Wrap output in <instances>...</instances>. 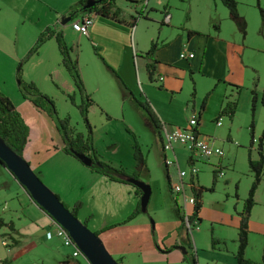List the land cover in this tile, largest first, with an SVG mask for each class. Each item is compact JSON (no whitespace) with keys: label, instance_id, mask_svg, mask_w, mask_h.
Segmentation results:
<instances>
[{"label":"crops","instance_id":"crops-1","mask_svg":"<svg viewBox=\"0 0 264 264\" xmlns=\"http://www.w3.org/2000/svg\"><path fill=\"white\" fill-rule=\"evenodd\" d=\"M78 1L0 0V91L13 102L29 128L28 141L22 151V157L69 209L78 204L75 208L77 218L84 222L91 231L98 233L107 251L120 264H192L194 260L198 261L199 257L203 260V264L211 261L216 264H233V262L226 261L223 249H219L218 246L211 247L210 241L202 247V242L207 236L204 229L196 230L198 246L195 248V254L194 249L192 252L189 251L191 244L181 222V213L176 203V197L170 188L172 180L170 178L176 180L174 166L166 167L162 162L167 190L164 193V201L160 202L159 207L156 209L153 204L151 208H148L150 212H147L146 209V211H140L135 217L128 219V216L139 204L141 193H137L136 187L125 180L110 179L65 153L62 150V134L57 129L56 121L45 111L36 108L28 98L22 95L19 89V80H23L24 82H33L43 92L46 90V82L49 79L64 92L73 93L77 90L73 79L62 64L54 35L47 37L36 51H32L38 36L46 30L62 34L64 40L72 48L71 55L77 65L78 60L82 61V51L77 53L75 47L77 48L79 45L83 49L86 41L92 44L98 49V53L105 62L116 71L124 84L130 87L134 83L131 68L135 67L138 86L142 91H144L142 81L145 83L147 80L152 81L146 69V64L150 59L144 56L151 41H155L156 44L153 54V59L156 60L153 74H157V80L159 77H163L160 81L161 88L175 92L177 85L174 80L180 83V76L187 72L188 74L199 73L217 80L223 75L232 74L230 72L234 66V62L229 60V54L224 48L229 42L223 40L218 34V17L211 18V27L203 30L193 28L186 22L184 25L176 27L171 23L172 11H168L164 7L161 12L164 15L163 20L159 18V14L144 11L146 20L151 18L166 25L159 27V33L154 39L150 37L149 33L148 35L140 33V27L143 26L140 23L145 20L140 19L133 27H129L92 13V23L88 28V35L83 36L72 29L71 23L91 12L74 10V5ZM142 4L146 10V8L150 9V6H156L153 7L156 9L161 8L164 2L158 0L153 4L151 0H142ZM115 5L120 7L126 16L134 13L135 5L125 4L122 0H116ZM214 6H217L216 3ZM66 18L69 20L64 22ZM233 20L241 21L239 29L242 30L245 23L243 18L238 17ZM167 28L176 30L173 37L165 32ZM188 30L196 33L189 35ZM142 36L150 38L147 45L140 46L139 40ZM198 36L201 37V41L197 39ZM180 52L193 53V57L180 59ZM139 68L141 71H138ZM106 71L113 74L107 67L102 68L96 60H92L88 67L81 68L80 74L85 89L90 90L94 99V104L89 106L90 109L96 112L95 106H97L101 113L118 117L119 115H112L117 113V109L115 113H111V109L108 107L112 104L108 102H118L116 106L121 105V100L118 99L116 92L110 88V92L107 93L109 98H107L103 90L100 91L104 84L106 86L111 84ZM132 91L135 92L133 89ZM150 105L155 111L156 114H154L159 123H170L166 112L162 111L161 107L153 102ZM121 110H123V106ZM121 116L125 118L124 113H121ZM200 118L201 112L198 113V125ZM217 118L214 119V122ZM71 125L76 131L84 135L88 134L85 124L83 126H79V123ZM196 130L202 134L198 126ZM154 132L160 143V148L156 144L155 152L163 159L165 153L162 151V139L160 134H157L155 130ZM89 135L101 161L122 169L128 176L135 174L138 179L148 184L151 182L149 166L146 157H144L145 151L137 139L133 137L130 157L132 164L122 166L120 163L117 165L110 157L112 154H118L120 143L109 138L111 136L107 129L105 132H98L97 129L92 128ZM100 141L103 143H98ZM135 143L145 161V167H136L133 158ZM176 145L178 144L174 145L173 151L170 153L178 161L177 155L179 154L181 157V153L175 148ZM149 151L147 149V152ZM220 159H218V163H220ZM178 163L180 168L184 167V163L189 165L188 158L185 162L182 160ZM1 171H6L10 178H0V236H6L9 240L7 243L1 242L0 263L11 261V257L15 256L18 251H26L31 258L33 257L36 264H59L61 262L63 264H78L79 259L70 257L71 249L64 246L61 240L55 236L52 219L32 201L10 172L0 164V173H2ZM171 171L174 172V176L173 174L168 175ZM197 185L202 186L199 182L196 183ZM150 188L153 193V183ZM9 192H12L13 195ZM14 197L18 199L17 207L20 208V211H27L22 217L17 214L16 209H12ZM199 199L201 203L198 212L199 222L204 219L209 225L210 233H213L214 225L218 223V203H211L212 208L208 210L206 201L201 199V195ZM9 212H13V214L9 215ZM14 214L17 215L13 216ZM229 218L232 219L230 215ZM178 220L179 222H177ZM231 221H233V228L236 230V238L233 240L236 245L234 252L232 251L234 255L237 249L238 217ZM166 224L172 227L166 229ZM172 229L175 234L171 236ZM3 247H6L5 250ZM197 250H200V253ZM221 258L224 260L223 262H220Z\"/></svg>","mask_w":264,"mask_h":264},{"label":"rangeland","instance_id":"rangeland-1","mask_svg":"<svg viewBox=\"0 0 264 264\" xmlns=\"http://www.w3.org/2000/svg\"><path fill=\"white\" fill-rule=\"evenodd\" d=\"M122 1L131 6L135 5V14L133 13V16H139L138 20H145L143 23L141 21L140 25L142 24L143 26L140 27L141 32L140 29L139 32L144 33V35L145 33L147 35L149 33L150 37L154 39L159 33V27L166 25L164 23L161 24V21L156 22L151 18L146 20L144 18V11L146 13L159 14V18L163 20L164 15L161 12H163L164 7V9L172 11L173 16L171 23L176 27L184 25L186 22L193 28L206 30L211 27L210 19L218 17V34L221 35L223 40L229 42L224 48L229 54V60L234 62L233 70L230 72L232 74L223 75L222 78L216 80L199 73L191 72L188 74L187 72L180 76V83L174 80L177 85L175 92H170L161 88V82L157 80V74H153L152 77L154 78H152L151 82L148 80L147 83L142 81L144 83V91L140 90L135 67L131 68L134 83L131 84V87L125 84L127 89H124L120 85L114 74L106 71L111 84L109 86L104 84L100 91L103 90L106 94L105 96L109 98L107 93L110 92V88H113L118 99L121 100V105L116 106L118 102H108L112 103L108 107L111 109V113H115L117 109V113L112 115L119 116H108L106 113H101L100 108L95 106L96 112H93L90 107L87 108L86 120L90 126V131H92V128L97 129L98 132H105L107 129L111 136L109 138L120 143L118 154L110 155L117 165H119V163L122 166H129L132 164V159H130V157L133 137L137 139L139 144L143 145L145 151L144 157L147 159V164L149 166L148 171H150L151 182L149 185L151 187V183H153L154 186L153 193L151 190L147 210L151 208L153 204L157 209L160 202L164 201V193L167 190L165 170L162 163L163 159L155 152L156 144L160 148V143L145 110L134 100L129 94V91L138 101L147 102L154 113L155 111L150 103L153 102L161 107L162 111L166 112L170 123L160 122V124L165 123L173 128L185 127L189 115L193 111L199 113L200 105L204 100L205 106L201 111L200 122L199 125H197L198 129H200L201 133L205 135L210 142L222 149L223 156L218 158L212 156L208 159L201 158L194 163V166L198 168V173L193 177V181L195 183L199 182L207 189L201 193V199L206 201L208 210L212 208L211 203H218V223L214 225L213 233H210L209 225L204 219L199 222V229H204L207 234L205 240L202 242V247L207 245L208 241H210L212 247V238L217 239L218 242H216L213 247L218 246L219 249H223V255L225 259L227 258L226 261L233 262L232 251L234 252L236 245L233 240L236 238V230L233 228L234 223L231 220H235L236 217L239 219L238 212L242 209L243 201L247 196V191L253 180L252 172L248 167L247 156L249 152L252 159L257 160L259 158V136L264 128V111L262 108L263 105L260 103L264 88V24H262L257 6V4H259L264 7V0H235L237 2V13L245 22L242 30L239 29L241 21L236 22L230 17L228 9L223 5L221 0H163L164 4L161 8L156 9L153 8L156 6H150L151 10L149 8L145 10L142 0H136L137 2L135 3L126 0ZM151 1L155 4L158 0ZM215 3L217 6H214ZM138 20L136 23H138ZM175 31L176 30L173 28L165 29V32L172 37ZM142 37L144 38L142 39ZM142 37L139 40L140 46L147 45L150 38L147 36ZM197 39L201 41L200 36H198ZM76 49L77 53H79L80 50L82 51V61L78 60L79 71H81V68L85 69L88 67L92 60H96L102 68L106 67L101 57L98 55V49L96 48L95 50L92 44L86 41L83 45V49L80 48L79 45H77V48L75 47V50ZM138 71H141L140 68ZM47 81L45 91L42 92L38 86L36 87L41 93L51 98L57 117H68L70 125L79 123V126H83L85 124L84 120L79 114L76 106L81 102V96L78 90L73 93H67L49 79ZM83 86H85L84 82ZM132 89L135 92H133ZM84 90L94 104V99L90 90H86L85 87ZM252 92H254L256 96L253 112L251 111ZM72 97L74 102L71 99ZM230 102H235V108L231 116L223 112V109H225ZM122 106L123 110H121ZM121 113H124L125 118L121 116ZM218 116L221 118L220 125H216L214 122V119ZM252 120L254 124L253 144L250 148V122ZM98 143H103V141ZM175 148L181 153V157L179 154L177 155L179 158L178 161L181 162L183 160V162H185L189 155V151L181 145H176ZM147 149L150 151L147 152ZM260 152L264 158V139L261 143ZM97 154L99 153L97 152ZM165 155L170 160L173 159L170 152H165ZM219 158H221L220 163H218ZM181 169L188 173L189 165L184 163V167H181ZM172 171L174 170L172 169ZM172 171L168 173V175L173 174L174 176V172ZM1 172L0 178H10L6 171ZM35 173L38 175L37 172ZM38 177L41 179L39 175ZM170 179H172L171 184L175 182V179ZM188 180L189 175L187 174L184 181ZM43 183L48 186L44 181ZM9 193L13 195L12 192ZM59 199L61 200L60 197ZM254 201L255 204L250 210L248 220L247 246L244 256L258 264H262L261 256L264 247V170L262 179L254 194ZM177 202H179V200ZM17 206L18 199L14 197L12 209H16L15 211L21 217L24 216V213H27V211H20V208ZM147 212H150V210ZM11 214H13V212H9V215ZM229 215L232 219L229 218ZM177 222H179V220ZM169 227L172 226L166 224V229ZM171 232V236L175 234L174 229H172ZM196 232L197 231L192 234L190 252H192L193 248H197L198 246ZM1 239H4L6 243L9 241L6 236H0V245L2 242ZM3 248L5 250L6 247ZM197 251L200 253V250ZM9 261H2L0 264H36L33 257L31 258L26 251H18L15 256L11 257V261ZM223 261L224 260L221 258L220 262ZM79 262L80 264H86L80 257ZM198 262L200 264L204 263L200 257Z\"/></svg>","mask_w":264,"mask_h":264},{"label":"trees","instance_id":"trees-1","mask_svg":"<svg viewBox=\"0 0 264 264\" xmlns=\"http://www.w3.org/2000/svg\"><path fill=\"white\" fill-rule=\"evenodd\" d=\"M87 0H79L74 5V10H80L84 12H91L95 15H100L102 17L111 19L117 23L124 24L129 27H133L137 20L139 19V16H133V15H124L122 13V10L120 7L115 5L116 0H102L99 3H96L91 8L82 9V6L86 3ZM132 3L137 2L136 0H126ZM223 5L228 9L229 15L233 19H237L239 17L237 13V2L235 0H221ZM258 6L259 15L262 21V24H264V7ZM187 33L189 35L196 33L194 31L188 30ZM54 35L57 46L59 49V52L61 54V61L63 66L68 71L69 75L74 81L75 87L78 90L80 96H81V102L80 104L76 105L77 109L84 120V123L86 124V128L88 130V134L84 135L81 132L76 131L73 127L69 124L68 117L64 118H58L54 109L53 101L50 97L47 95L41 93L38 88L35 86L33 82H24L23 80H19V89L22 95L26 98H28L31 103L38 109L45 111L50 117H52L56 121L57 129L60 130L62 134V140H63V147L62 150L75 157L72 154V150L83 153L86 156H88L92 160V165L90 168L95 170L96 172H100L106 176H108L110 179H118L124 181L126 177H129L122 169L115 168L111 165H108L107 163H104L101 161L98 157V154L93 147L91 137H90V126L87 123L86 120V111L87 108L93 103L89 95L86 94L83 86L82 77L77 65V62L74 58H72V48L68 45V43L64 40L63 36L59 32H53L50 30H46L44 33L40 34L38 36V39L32 48V51H36L38 46L49 36ZM96 50V48L94 47ZM156 49L155 41H151L149 48L144 53V56L148 59H150L149 62L146 64V69L149 75V78L152 79V75L154 72V63L156 60L153 59V54ZM99 57H101V60L103 64L114 74L120 85L127 89L126 85L124 84L123 80L120 78V76L116 73V71L110 67L105 60L102 58V56L98 53ZM129 94L134 98V100L137 101V103L145 110L148 119L150 121L151 126L154 128V130L159 134L160 129V123L157 119L156 115L152 111V109L149 107L147 102H141L138 101L132 93L129 91ZM193 94V93H192ZM73 101V97L71 98ZM74 102V101H73ZM256 102V96L255 93L252 92V99H251V111L254 110V105ZM261 103L264 108V88L263 93L261 97ZM205 101L203 100L200 105V112L204 109ZM235 108V102H230L227 104L225 109H223V112L231 116L233 114V110ZM253 114V113H252ZM253 120L250 122V148L253 144ZM29 136V128L25 121L23 120L20 113L15 108L12 101L9 99L8 96H6L4 93L0 91V138L17 154L22 156V151L28 141ZM264 139V128L261 131V134L259 136V158L257 160H254L251 158L250 153L248 152L247 156V163L248 167L250 168L253 176V180L250 184V187L247 191V196L245 197L243 201V206L240 212H238V226H237V249L233 255V264H258L255 261H252L244 256L245 248L247 246V233H248V220L250 215V210L252 206L255 204L254 201V194L257 189V186L259 182L262 179L263 174V156L261 155V143ZM250 151V150H249ZM76 158V157H75ZM133 158L136 162L137 168L145 167V161L139 151V148L137 144L134 145V152H133ZM137 178V175H133ZM168 179V177H167ZM169 182V181H168ZM169 184V183H168ZM207 189L203 186H194L193 192L195 193L196 197V204H195V212L198 213L201 203H200V195L203 191H206ZM137 193H141L138 188H136ZM78 204L74 206V208L70 209V211L75 215V208ZM66 206V205H65ZM67 207V206H66ZM140 205L138 204L134 211L128 216V219H131L135 217L138 213H140ZM10 228H12L11 225H9ZM98 234L97 232H95ZM218 242L217 239L212 238V247L214 244ZM262 264H264V247L263 252L261 256ZM63 264V262L59 263Z\"/></svg>","mask_w":264,"mask_h":264},{"label":"built area","instance_id":"built-area-1","mask_svg":"<svg viewBox=\"0 0 264 264\" xmlns=\"http://www.w3.org/2000/svg\"><path fill=\"white\" fill-rule=\"evenodd\" d=\"M166 20L167 17H166ZM92 23V13H86L79 19L74 20L71 23L73 30L78 32L81 35H88V28ZM193 53H179L180 59L191 58ZM163 77H159L158 80L161 81ZM216 125L221 124V118L215 120ZM198 125V113L193 111L188 118L187 124L183 128H173L165 123L160 124L159 134L162 139V151L170 152L173 151L175 144L181 145L187 151H189L188 162L189 170L188 173L181 169L176 157H173L172 160L163 156V163L166 167L174 166L176 170V180L170 185L171 191L176 197V201L179 212L181 213V222L185 229L186 236L190 244H192V234L194 231L199 229V219L198 213L195 212L196 197L193 192V187L196 186V183L193 181V177L197 175L198 168L194 166V163L198 159H208L212 156L222 157L223 151L218 146H215L210 140L200 134L196 127ZM189 175V180L184 181V178ZM52 225L54 226V233L57 238H59L62 244L71 249L70 257L73 259L82 258L86 264H90L88 259H86L73 240L70 238L66 229L57 224L52 220ZM48 236V235H47ZM3 243L4 240H2ZM194 254H195V248ZM79 262V261H78ZM80 264V262L78 263ZM192 264H200L197 260H194ZM206 264H216L211 261Z\"/></svg>","mask_w":264,"mask_h":264},{"label":"water","instance_id":"water-1","mask_svg":"<svg viewBox=\"0 0 264 264\" xmlns=\"http://www.w3.org/2000/svg\"><path fill=\"white\" fill-rule=\"evenodd\" d=\"M101 1L87 0L82 9L91 8ZM68 20L69 18H66L64 22ZM72 154L85 166L92 165V160L85 154L74 150H72ZM0 164L10 172L41 210L67 230L70 238L90 264H120L107 251L99 235L91 231L84 222L79 220L59 197L43 183L31 169L28 162L21 155L15 153L1 138ZM125 181L140 190V210L142 212L146 211L151 194L150 185L134 176L126 177Z\"/></svg>","mask_w":264,"mask_h":264}]
</instances>
